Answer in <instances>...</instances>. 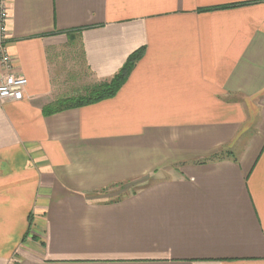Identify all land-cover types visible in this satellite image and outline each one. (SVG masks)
Instances as JSON below:
<instances>
[{"label":"crops","instance_id":"obj_1","mask_svg":"<svg viewBox=\"0 0 264 264\" xmlns=\"http://www.w3.org/2000/svg\"><path fill=\"white\" fill-rule=\"evenodd\" d=\"M5 3L0 264H264V0Z\"/></svg>","mask_w":264,"mask_h":264},{"label":"trees","instance_id":"obj_2","mask_svg":"<svg viewBox=\"0 0 264 264\" xmlns=\"http://www.w3.org/2000/svg\"><path fill=\"white\" fill-rule=\"evenodd\" d=\"M142 54L143 49L133 52L128 57L127 62L123 65L120 71L116 73L111 80L96 83L95 85L91 86L88 92L84 95L67 98L58 101L53 105L45 106L44 113L46 115H51L60 111L94 104L99 101L114 97L126 82L130 72L132 71V68L134 67L136 61L142 56ZM222 156L220 154H215L208 160L220 159Z\"/></svg>","mask_w":264,"mask_h":264},{"label":"built area","instance_id":"obj_3","mask_svg":"<svg viewBox=\"0 0 264 264\" xmlns=\"http://www.w3.org/2000/svg\"><path fill=\"white\" fill-rule=\"evenodd\" d=\"M8 8L5 0H0V64L6 74H0V102L19 101L24 97L28 79L13 71L11 57L7 51Z\"/></svg>","mask_w":264,"mask_h":264},{"label":"rangeland","instance_id":"obj_4","mask_svg":"<svg viewBox=\"0 0 264 264\" xmlns=\"http://www.w3.org/2000/svg\"><path fill=\"white\" fill-rule=\"evenodd\" d=\"M134 189V188H133ZM122 191H124V188L123 187H113V188H110L108 190H105V191H102L101 192V195H105V196H109L111 194H115L116 192H119L121 193Z\"/></svg>","mask_w":264,"mask_h":264}]
</instances>
